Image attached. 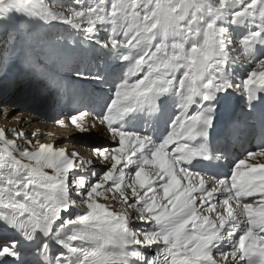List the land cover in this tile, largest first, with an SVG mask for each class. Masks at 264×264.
I'll list each match as a JSON object with an SVG mask.
<instances>
[{
    "label": "snow or ice",
    "instance_id": "1",
    "mask_svg": "<svg viewBox=\"0 0 264 264\" xmlns=\"http://www.w3.org/2000/svg\"><path fill=\"white\" fill-rule=\"evenodd\" d=\"M41 57L105 140L0 128V264H264V0H0V94L60 95Z\"/></svg>",
    "mask_w": 264,
    "mask_h": 264
},
{
    "label": "rangeland",
    "instance_id": "2",
    "mask_svg": "<svg viewBox=\"0 0 264 264\" xmlns=\"http://www.w3.org/2000/svg\"><path fill=\"white\" fill-rule=\"evenodd\" d=\"M63 31H64V26H58L57 29H54L52 33H50V35L55 36L59 33H62ZM41 60H42V63L48 64V68L42 69L43 71L51 72L53 74H58L57 79L63 83L64 91L60 95H55V94L51 96L47 94L38 95L34 102L29 99L27 103H25L18 95L12 92H10L8 95L0 94V128H5V129L18 128V129L23 130L26 133H31V132L38 130L37 127L33 126L34 124H36L35 123L36 121H38L39 123L42 122V124L44 125L46 124L56 125L51 122V118L61 113V111L63 110L62 104L66 105L65 110H64L65 112L78 106L77 104H75L76 106H72L71 109H69L70 102L68 103V101H69L70 95L66 97L67 95L66 93H70V92H72L73 94L78 93L82 88L87 87V85L84 82L77 81V79L75 78L73 74L74 65L53 66L50 61L45 60L43 57H41ZM93 63H102V62L93 61ZM90 90L92 91L91 88H89V91ZM70 98H72L71 101L73 103V99L75 97L71 96ZM13 101H16V107H8L7 109L2 107L3 104H11ZM34 113H39L38 114L39 117H37L36 115L33 116L36 118V121L31 123L33 125L32 126L24 125V123L26 122V119L24 116L33 115ZM41 114L48 116V119H44V117L41 118ZM68 129H73V128L70 127ZM42 131H44V134H46L45 138L41 140L42 143L55 142L57 143L58 146L66 147L68 149L70 148V145L66 141L61 139V137L63 136V133L53 134L52 132L49 131L47 127L42 129ZM42 131H40V133ZM61 131L62 130H60L59 132ZM9 138L11 139L12 136L10 135ZM104 140H105V137H102V139H98L96 141V145H99L100 143L104 142ZM81 149H79L80 153L82 152ZM71 150L72 149H69V151Z\"/></svg>",
    "mask_w": 264,
    "mask_h": 264
},
{
    "label": "bare ground",
    "instance_id": "3",
    "mask_svg": "<svg viewBox=\"0 0 264 264\" xmlns=\"http://www.w3.org/2000/svg\"><path fill=\"white\" fill-rule=\"evenodd\" d=\"M77 94L78 93H74L73 94L72 92H70L69 95H70V97L71 96L76 97ZM35 115L37 117H39V115L37 113H34L33 115H29V116L28 115L27 116H24L25 119H26V122L24 123V125H30V126H32L33 124H31V123L36 121V118L33 117ZM245 116H247V115H245ZM42 117H44V119H45V117H48V116H46L44 114H41V118ZM35 123L36 124H34L33 126L34 127H37L38 128V131H39V129H40V131H42V129H44L45 127H47L49 129V131L52 132L53 134H59V133L62 134L63 133V136L61 137V139L64 140V141H66L70 145V148L69 149L75 148V150H77V151H79V149H81V148L84 149V151H82L81 154H83V156H85L86 159L91 156L90 148L83 147L82 145H96V141L98 139H102V137H104V135H102L101 132H98V131H93L90 136H88V135L81 136V134H79L78 132H76L74 128L73 129H68V128L65 129V128H61V127H59L57 125H53V124H51V125H47V124L44 125V124H42V122L39 123L38 121H36ZM248 124H251V123L250 122L241 123V128L243 127V125H248ZM60 130H62L64 132H62V131L59 132ZM41 133H44V131H42Z\"/></svg>",
    "mask_w": 264,
    "mask_h": 264
}]
</instances>
